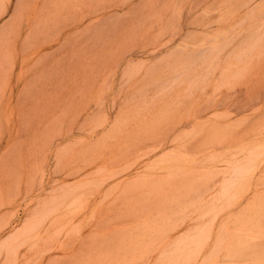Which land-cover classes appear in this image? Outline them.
<instances>
[{"label":"rangeland","instance_id":"obj_1","mask_svg":"<svg viewBox=\"0 0 264 264\" xmlns=\"http://www.w3.org/2000/svg\"><path fill=\"white\" fill-rule=\"evenodd\" d=\"M6 22L0 264H264V0H0Z\"/></svg>","mask_w":264,"mask_h":264},{"label":"bare ground","instance_id":"obj_2","mask_svg":"<svg viewBox=\"0 0 264 264\" xmlns=\"http://www.w3.org/2000/svg\"><path fill=\"white\" fill-rule=\"evenodd\" d=\"M249 1H251V0H249ZM221 18V17H220ZM173 34V33H172ZM254 37V36H253ZM214 38H215V36H214ZM258 38H260V37H257V40H255V39H253L252 41H250V43H247V46L249 45V47L250 46H252L248 51H247V46L245 47L246 48V53H250V52H252L253 51V48H255L256 47V45L258 44ZM261 39V38H260ZM249 40H251V39H249ZM248 40V41H249ZM219 41V40H218ZM261 40H259V42H260ZM204 47V46H203ZM206 47V46H205ZM203 48L202 50H204V49H206V48ZM221 48H222V46H221ZM202 53H204L203 55L205 56V52L204 51H202ZM202 53H200V54H202ZM210 53H214L215 55H217L218 53H220V50L218 49V44L216 45H213V46H211L210 47ZM210 53L207 55V56H211L210 55ZM242 52H240V54H241ZM245 52H244V50H243V54H244ZM248 53V54H249ZM139 54H141V53H139ZM139 54H137V55H139ZM199 54V55H200ZM207 54V53H206ZM242 54V55H243ZM198 55V56H199ZM202 55V56H203ZM197 56V57H198ZM218 56V55H217ZM239 56V55H238ZM245 56V55H244ZM209 57H205V59L207 58H209ZM242 57V56H241ZM250 57V56H249ZM200 58H202L201 57V55H200ZM199 57H198V59H200ZM215 58V57H214ZM204 59V60H205ZM242 59V58H241ZM132 61V60H131ZM252 61V60H251ZM211 63H213L214 64V62H211V60H210V65H212ZM130 64V63H129ZM173 66V65H172ZM246 66V65H245ZM199 67H200V65H199ZM173 68V67H172ZM171 68V69H172ZM177 69V68H176ZM174 72V71H173ZM193 74V73H192ZM178 75H181V73H178ZM178 77V76H177ZM186 77V76H185ZM198 77V76H197ZM127 81V80H126ZM167 81V80H166ZM228 82V81H227ZM164 83V82H163ZM200 83V82H199ZM5 85V84H4ZM199 87V86H198ZM165 88V87H164ZM172 88V87H171ZM205 92V91H204ZM142 94V93H141ZM190 94V93H189ZM144 100V99H143ZM162 100V99H161ZM135 106H136V104H135ZM144 117V116H143ZM145 118V117H144ZM127 121V120H126ZM128 124H129V122H127ZM102 124V123H101ZM186 125V124H185ZM73 131V130H72ZM71 131V132H72ZM255 150V149H254ZM155 151V150H154ZM257 154H259V152L257 153ZM258 156V155H257ZM171 157V156H170ZM246 158H248V157H246ZM258 158V157H257ZM171 159V158H170ZM255 159H256V155H251V158L249 159V161H245L246 163H242V162H240V163H238L237 165H235L236 163H234V167L232 168L233 169V175L230 177V178H228V180H227V185L225 184V186H224V190H225V192H229V191H231L232 192V190H231V188L232 187H234V185L237 183V185L235 186V187H238L239 185V183L241 184L242 182H245V178H248V176L254 171V169H256V167L258 166V163L255 161ZM256 160H258V159H256ZM230 161V160H229ZM232 161V160H231ZM229 163V162H228ZM226 182V181H225ZM224 183V182H223ZM223 185V184H222ZM73 188V187H72ZM223 188V187H222ZM221 190H223V189H221ZM49 191V190H48ZM72 192V191H71ZM219 192V191H218ZM231 192H230V195H231ZM67 193V195H69V191L68 192H66ZM65 193V194H66ZM64 194V195H65ZM220 194V193H219ZM223 194V193H222ZM236 194V193H235ZM234 194V195H235ZM229 195V194H228ZM55 196V195H54ZM61 196V195H60ZM63 196V195H62ZM224 196V195H223ZM232 196V195H231ZM231 196H230V198H231ZM65 197V196H64ZM220 197V196H219ZM226 198H227V196H225ZM224 197V198H225ZM191 198V197H190ZM228 198H229V196H228ZM234 198V197H233ZM51 200V199H50ZM54 200V199H53ZM228 200V199H227ZM56 201V202H55ZM54 202H55V205L57 204V201H60V200H55ZM48 202V204H49V201H47ZM52 202V201H51ZM61 202V201H60ZM59 202V203H60ZM59 203H58V206H55V208H57V207H59L60 208V206H59ZM45 204V203H44ZM53 204V203H52ZM52 204H50V205H52ZM60 204H62V202L60 203ZM46 205V204H45ZM182 205V204H181ZM54 206H53V210L52 209H45L46 211L47 210H49L46 214H50L51 212H53L54 211ZM185 206V205H184ZM52 207V206H51ZM51 207H47V208H51ZM182 207V206H181ZM188 207V206H187ZM186 207V208H187ZM42 208H44V207H42ZM58 209V208H57ZM180 209V208H179ZM52 210V211H51ZM46 211H44V212H46ZM43 212V211H42ZM43 212V213H44ZM55 212H56V209H55ZM43 213H41V215L43 214ZM181 213V212H180ZM39 215H40V212H39ZM52 215V214H51ZM92 217V216H91ZM165 219V218H164ZM36 220V219H35ZM38 220V219H37ZM59 220V219H58ZM167 220V219H166ZM30 222V221H29ZM169 223V222H168ZM29 224V223H28ZM207 225V224H206ZM206 225H203V226H201V227H199V228H195L196 230H195V232L192 234H190V235H188V237H185V238H182L178 243V245H177V247H176V249H174V250H172L171 251V253H173V252H177V256H178V258H182V256H183V248H184V246L185 245H188L189 243H193V244H195L196 245V248L194 249V251L192 250L191 252V254H188V255H186V256H184V259L185 260H190L191 258H193L196 254H197V252H198V250H199V247H202V245L204 244V242H205V240H206V238L208 237V231H209V228H208V226H206ZM2 226V225H1ZM24 227V226H23ZM26 227H27V225H26ZM26 227H24V229H23V231H21V233L19 234L20 236H23V238L24 239H22L21 240V242H19V243H22V245L23 244H27L31 239H33V238H31L30 236H29V233H30V235H31V229H30V226L28 227V228H26ZM175 227V226H174ZM19 229H21V228H19ZM16 230V229H15ZM78 230V229H77ZM161 230V229H160ZM19 231V230H18ZM18 231H17V233H18ZM33 231H35V230H33ZM14 233V232H13ZM12 233V235H14ZM36 233V232H35ZM83 235V234H82ZM15 237H16V235H15ZM14 237V238H15ZM35 238V237H34ZM50 239V238H49ZM7 240V239H6ZM36 240H37V238H36ZM12 241V240H11ZM4 244V243H3ZM3 244L1 245V247L3 246ZM30 245V244H29ZM36 245H37V243H36V241H33V243L30 245V247L31 248H33V247H36ZM15 247V246H14ZM195 247V246H194ZM13 248V247H12ZM29 248V247H28ZM14 249V248H13ZM12 249V250H13ZM9 251V250H8ZM11 251V250H10ZM10 251H9V253H10ZM168 253V252H167ZM11 254V253H10ZM26 254V253H25ZM163 254V253H162ZM165 254V253H164ZM9 254L7 253V256H8ZM22 255V254H21ZM39 255V254H38ZM171 255V254H170ZM36 256V255H35ZM17 257V256H16ZM162 257H165L164 255L162 256ZM8 258H9V260H10V257L8 256ZM15 258V257H14ZM24 258H26V257H24ZM171 261L172 262H176L177 260H176V258L173 256V255H171ZM28 258H26V260H27ZM17 260H19V258L17 259ZM28 261V260H27ZM26 261V262H27ZM8 262V261H7ZM18 262V261H17ZM8 264V263H7ZM17 264V263H16ZM21 264V263H20Z\"/></svg>","mask_w":264,"mask_h":264},{"label":"crops","instance_id":"obj_3","mask_svg":"<svg viewBox=\"0 0 264 264\" xmlns=\"http://www.w3.org/2000/svg\"><path fill=\"white\" fill-rule=\"evenodd\" d=\"M8 24H9L8 22L4 23V24L2 25V27H1L0 31H2V29H3V26L5 27V29H7V27H9V26H10V24H9V25H8Z\"/></svg>","mask_w":264,"mask_h":264}]
</instances>
